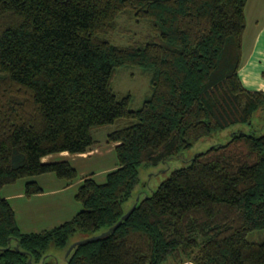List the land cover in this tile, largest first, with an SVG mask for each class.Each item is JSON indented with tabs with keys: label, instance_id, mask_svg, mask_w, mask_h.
Wrapping results in <instances>:
<instances>
[{
	"label": "trees",
	"instance_id": "16d2710c",
	"mask_svg": "<svg viewBox=\"0 0 264 264\" xmlns=\"http://www.w3.org/2000/svg\"><path fill=\"white\" fill-rule=\"evenodd\" d=\"M248 0H0V264H56L52 246L68 247L109 230L131 208L140 167L156 165L200 139L264 113V90L241 78ZM148 20L155 35L117 45L120 15ZM150 74L138 109L119 95V68ZM127 120L108 136L117 167L82 180V209L64 223L25 232L4 186L54 173L72 183L77 168L52 154L86 153L95 128ZM112 233L84 241L67 264H264V133L235 131L197 153L151 194L135 201ZM72 241V242H71Z\"/></svg>",
	"mask_w": 264,
	"mask_h": 264
},
{
	"label": "rangeland",
	"instance_id": "374dc122",
	"mask_svg": "<svg viewBox=\"0 0 264 264\" xmlns=\"http://www.w3.org/2000/svg\"><path fill=\"white\" fill-rule=\"evenodd\" d=\"M117 22L115 31L108 35L114 44L129 45L135 42L146 41L155 35V31L148 20L137 19L133 14H122L118 17ZM261 44H263V41H261ZM256 75L260 79L257 77L254 78L255 88L260 89L264 87V77L260 71ZM113 88L119 95L130 93L132 95L130 107L132 109H138L143 104L144 99L150 94V74L140 67L119 68L113 81ZM128 123L125 120L95 128L92 131L93 137L96 140V143L91 147V150H94L93 153L89 156L87 155L85 158H68L78 170L76 182L83 180L88 175H94V178L98 182H104L106 180L107 172L117 167L118 163L114 142L109 143L108 136L118 127ZM235 131H255L258 135L264 133L263 111L258 110L254 114L252 124L250 125L235 124L226 129L218 130L200 139L192 147L181 151L178 155L168 158L165 161L156 165H142L140 167V183L136 187L133 197L125 203V209L132 208L138 199L151 195L160 183L171 175L173 170L186 166L197 153L204 152L213 145L227 143ZM62 159L56 156L54 160L58 161ZM27 179L22 178L21 180L26 182ZM78 187H76V192L78 191ZM71 200L73 204L69 203V205L75 207V213H77L82 209V203L74 198V196H72ZM85 238H87L85 234L78 233L72 238V241L75 240L73 242L75 243ZM247 239L256 242L263 241L264 230L250 232L247 235ZM72 244L69 248L65 247L63 249L52 246L46 259L56 264H67V253Z\"/></svg>",
	"mask_w": 264,
	"mask_h": 264
},
{
	"label": "crops",
	"instance_id": "0c3cea01",
	"mask_svg": "<svg viewBox=\"0 0 264 264\" xmlns=\"http://www.w3.org/2000/svg\"><path fill=\"white\" fill-rule=\"evenodd\" d=\"M247 26L243 40V61L240 74L244 85L250 90H264V87L255 88L254 78L259 71L264 77V0H248L246 6ZM263 41V44H261ZM260 79V77H257ZM115 146V143H114ZM70 154L62 152L44 157V161H55L59 156L63 159L87 157L93 153ZM94 174V173H93ZM94 177V175H93ZM43 187V192L31 197L25 195L26 182L19 179L13 184L3 187L1 194L9 199L14 208L20 228L25 232H39L58 226L70 220L74 215L75 207L72 196L76 198V187L81 181L68 183L54 173L41 174L32 177ZM28 180V179H27ZM79 189V187H78ZM72 191V195H71ZM74 193V195H73Z\"/></svg>",
	"mask_w": 264,
	"mask_h": 264
},
{
	"label": "water",
	"instance_id": "95a60500",
	"mask_svg": "<svg viewBox=\"0 0 264 264\" xmlns=\"http://www.w3.org/2000/svg\"><path fill=\"white\" fill-rule=\"evenodd\" d=\"M135 207H136V204H134L133 207L126 214H124V216L122 217V219L120 221H118L114 226H112L109 230H106V231H104V232H102L100 234H96V235H93V236H89V237H87V238H85L83 240H78L75 243H73L72 246L70 247L68 253H67V256L71 253V251L73 250V248L75 246H77L79 243H82L84 241L96 240V239H98L100 237L106 236L109 233L114 232L121 225V223L123 222V220H126L131 215V213L134 211Z\"/></svg>",
	"mask_w": 264,
	"mask_h": 264
}]
</instances>
